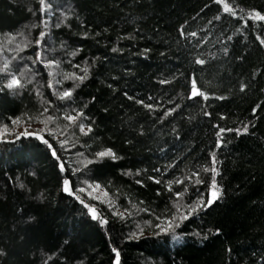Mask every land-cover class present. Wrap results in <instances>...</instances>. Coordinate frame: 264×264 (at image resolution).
Instances as JSON below:
<instances>
[{
  "label": "trees",
  "instance_id": "16d2710c",
  "mask_svg": "<svg viewBox=\"0 0 264 264\" xmlns=\"http://www.w3.org/2000/svg\"><path fill=\"white\" fill-rule=\"evenodd\" d=\"M255 12L264 0H0V264H264Z\"/></svg>",
  "mask_w": 264,
  "mask_h": 264
},
{
  "label": "snow or ice",
  "instance_id": "6c2138e0",
  "mask_svg": "<svg viewBox=\"0 0 264 264\" xmlns=\"http://www.w3.org/2000/svg\"><path fill=\"white\" fill-rule=\"evenodd\" d=\"M41 3H44V0H41ZM224 11L225 12H232V8L228 4H225ZM250 16H251L252 19L264 21V15L260 14L259 12L250 13ZM41 35L43 36V33H41ZM192 35H195V33H192ZM37 43H39V41H37ZM198 63L203 64L204 61L203 60H199ZM84 78L85 77H83V76L78 77V79H80V80H83ZM192 84H193L192 96H196V95L204 96V94L202 92H199L195 88V84H196L195 79H193ZM19 86H20V80L18 78H16V77H13L12 80H11V82L8 85L9 88H14V87H19ZM70 96H71V92L70 91H66V92L63 93V97H70ZM204 98L207 99L206 96H204ZM148 107H151V105H148ZM174 110L175 109H173V111ZM81 115H83V114L81 113ZM68 119L75 121L76 120V117H68ZM80 130L82 132L85 131L83 125L80 126ZM87 131H91V129L89 128ZM223 131L224 130L221 129V132H223ZM244 131H247V128H245ZM45 143H47V141H45ZM49 147H51V145H49ZM53 155H55V151H53ZM98 155L100 157H104V156H114V153H112V151L109 149V150H107L105 152L98 153ZM212 159H213V163H215V154H213ZM61 168L63 169V165H61ZM211 171L213 173H216V169L215 168L211 169ZM216 174H218V173H216ZM177 182L178 183H182L181 181H177ZM67 184H68V181H65V185H67ZM64 190L65 191H70V189L67 186L65 187ZM180 195H182V193H177V196H180ZM211 195H212V198L207 202V204H205L203 201H201V202H199V204L197 205V207H207V206H210L211 203L218 197V193L216 191V185H215V176H213V179H212V194ZM195 210H196V208H193V211H195ZM92 215H93V218L95 219L96 218L95 209H92ZM182 218L186 219L187 217H182ZM101 223H106V221H101ZM176 226H178V225H176ZM168 227L169 228H172V227H174V225L170 222L168 224ZM114 251H115V249H114ZM116 264H119V253L118 252L116 253Z\"/></svg>",
  "mask_w": 264,
  "mask_h": 264
},
{
  "label": "rangeland",
  "instance_id": "374dc122",
  "mask_svg": "<svg viewBox=\"0 0 264 264\" xmlns=\"http://www.w3.org/2000/svg\"><path fill=\"white\" fill-rule=\"evenodd\" d=\"M43 130H44V127L41 124H26V125L24 124L17 128H13L12 132L14 131L15 134L25 133V132L41 134Z\"/></svg>",
  "mask_w": 264,
  "mask_h": 264
}]
</instances>
